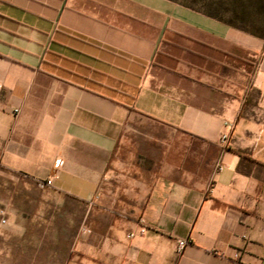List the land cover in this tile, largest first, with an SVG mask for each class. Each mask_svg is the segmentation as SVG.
Masks as SVG:
<instances>
[{"label": "crops", "instance_id": "1", "mask_svg": "<svg viewBox=\"0 0 264 264\" xmlns=\"http://www.w3.org/2000/svg\"><path fill=\"white\" fill-rule=\"evenodd\" d=\"M0 82V174L85 207L0 220V264H264V39L172 0H0Z\"/></svg>", "mask_w": 264, "mask_h": 264}, {"label": "rangeland", "instance_id": "2", "mask_svg": "<svg viewBox=\"0 0 264 264\" xmlns=\"http://www.w3.org/2000/svg\"><path fill=\"white\" fill-rule=\"evenodd\" d=\"M172 1L264 39V0ZM47 189L22 179L8 181L0 174V207L5 206L11 217L5 224H42L41 219L51 215L54 224H83V204ZM48 224H52L51 220Z\"/></svg>", "mask_w": 264, "mask_h": 264}, {"label": "built area", "instance_id": "3", "mask_svg": "<svg viewBox=\"0 0 264 264\" xmlns=\"http://www.w3.org/2000/svg\"><path fill=\"white\" fill-rule=\"evenodd\" d=\"M1 88H2V84L0 82V90H1ZM15 111H17V109ZM227 137H228V134L224 133V134H222L221 138L223 140H226ZM57 164H58V161L55 163V166H57ZM52 182H53L52 177H50V178H47L46 180L39 181L38 185L40 187H46V186L51 185ZM0 220H1L2 223H7V217H6L5 210H4V208H1V207H0ZM140 224H141V227H140L139 232L143 233L146 230V225H145V219L144 218L140 219ZM84 230L85 231H89V229H87V228H84ZM133 235H134L133 233L129 234V236H133ZM186 244H187V241L185 239H178L177 251L178 252H182L183 249L185 248ZM232 264H234V263H232Z\"/></svg>", "mask_w": 264, "mask_h": 264}]
</instances>
